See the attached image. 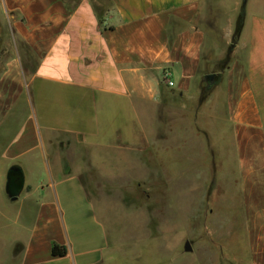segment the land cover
I'll return each mask as SVG.
<instances>
[{"label": "crops", "instance_id": "crops-1", "mask_svg": "<svg viewBox=\"0 0 264 264\" xmlns=\"http://www.w3.org/2000/svg\"><path fill=\"white\" fill-rule=\"evenodd\" d=\"M242 8L243 29L233 43ZM0 22L37 58L30 78L18 54L0 74V264H62L79 257L65 238L48 184L51 167L68 176L63 166L71 167L75 155L52 154L57 149L50 131L43 136L29 120L28 103L21 105L27 88L55 108L59 151L76 150L84 140L71 128L75 99L96 111L95 135L103 133L100 116L123 135L117 120L139 117L136 104L162 108L170 96H178L182 110L194 109L195 120L228 126L248 264H264V0H0ZM227 57L229 64L217 72ZM210 75L219 81L202 101ZM13 129L18 136L10 141ZM12 169L22 178L13 194ZM55 244L67 248L65 257L52 256Z\"/></svg>", "mask_w": 264, "mask_h": 264}, {"label": "rangeland", "instance_id": "rangeland-1", "mask_svg": "<svg viewBox=\"0 0 264 264\" xmlns=\"http://www.w3.org/2000/svg\"><path fill=\"white\" fill-rule=\"evenodd\" d=\"M17 54L30 78L37 58L0 22V74ZM225 61L217 72L227 66ZM21 97V105L30 107L29 120L43 136L48 133L44 129L50 131L52 149H57L52 154L75 155L71 167L63 166L71 170L68 176L57 171L59 166L51 167L48 176L63 233L79 255L75 262L62 264H248L228 126H218L211 118L195 120L194 109L182 110L178 96L174 101L170 96L162 108L136 104L139 117L132 113L129 122L117 120L126 128L123 135L113 133L117 124L100 116L103 133L95 135L96 111L74 98L71 128L84 140L76 150L59 151L62 128L55 108L42 103L45 99L39 102L33 88ZM26 116L20 111L21 119ZM16 136L13 129L9 140Z\"/></svg>", "mask_w": 264, "mask_h": 264}, {"label": "trees", "instance_id": "trees-1", "mask_svg": "<svg viewBox=\"0 0 264 264\" xmlns=\"http://www.w3.org/2000/svg\"><path fill=\"white\" fill-rule=\"evenodd\" d=\"M244 17H245V13H244V9L242 8V11L240 12L238 18H237V21H236V27H235V33H234V36H233V43H236L240 37V34L242 32V29H243V25H244ZM229 57L226 58V65L229 64ZM214 85L219 81V76L217 75H214ZM213 87H205L204 90H203V94H202V98L201 100L204 101L208 95L210 94L211 90H212ZM67 248L65 246H60V245H53L52 247V256L53 257H60V258H63L67 255Z\"/></svg>", "mask_w": 264, "mask_h": 264}, {"label": "water", "instance_id": "water-1", "mask_svg": "<svg viewBox=\"0 0 264 264\" xmlns=\"http://www.w3.org/2000/svg\"><path fill=\"white\" fill-rule=\"evenodd\" d=\"M207 80H208V83H209L208 86L209 87H213L214 86V83H215L213 75L208 76L207 77ZM14 172H16V170L15 169H12V171L10 173V176H9V181H8V191L10 193H12V194L15 191H17L21 187V185H22V178H21V175L18 172H17L18 173V176H17L18 178H17L16 182H14V181L11 180V176H12V174ZM188 249H189V247H188Z\"/></svg>", "mask_w": 264, "mask_h": 264}, {"label": "flooded vegetation", "instance_id": "flooded-vegetation-1", "mask_svg": "<svg viewBox=\"0 0 264 264\" xmlns=\"http://www.w3.org/2000/svg\"><path fill=\"white\" fill-rule=\"evenodd\" d=\"M18 176V173L17 172H14L13 174H12V176H11V180L12 181H14V182H16V180H17V177Z\"/></svg>", "mask_w": 264, "mask_h": 264}, {"label": "built area", "instance_id": "built-area-1", "mask_svg": "<svg viewBox=\"0 0 264 264\" xmlns=\"http://www.w3.org/2000/svg\"><path fill=\"white\" fill-rule=\"evenodd\" d=\"M166 78L168 79V85H169V86H172L173 83L171 82V80H170L168 77H166Z\"/></svg>", "mask_w": 264, "mask_h": 264}]
</instances>
